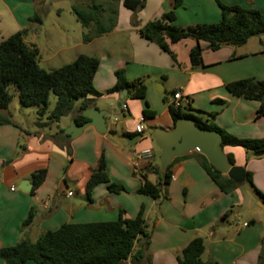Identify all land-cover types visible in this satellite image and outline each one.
<instances>
[{
    "label": "crops",
    "instance_id": "1",
    "mask_svg": "<svg viewBox=\"0 0 264 264\" xmlns=\"http://www.w3.org/2000/svg\"><path fill=\"white\" fill-rule=\"evenodd\" d=\"M55 1L0 0V40L25 30L24 41L37 47L38 63H47V69L67 64L79 54L96 57L99 63L92 83L101 94L90 96L93 100L87 107L103 109L99 103L107 98L112 111L118 108L119 118L108 116L106 133L88 126L79 136L70 138L63 130L68 121L81 115L77 110L80 103L66 115L64 126L60 119L43 128L36 125L34 117L22 116L23 109L8 112L10 123H0V249L15 245L24 232L35 242L43 233L65 223L113 221L120 211L133 218L142 208L146 233L136 238L124 264H178V255L196 237L203 240L201 258L205 262L258 264L264 237V201L261 198L256 210L248 200L258 199L256 190L264 194V155L256 158L238 146L222 148L225 155H232L234 165L251 172L252 184L243 189L238 186L230 193L220 191L202 168L196 151L171 161L170 179L159 185L158 198L137 190L144 174L148 181L162 183L151 133L157 128H172L168 100L175 90L189 98L188 112L201 121L240 138L264 135V116L256 118L259 102L236 97L226 88V84L244 78L264 80V34L241 46L224 45L217 50L199 41L203 65L192 68L189 51L195 40L167 41L164 50L139 33L140 27L168 11L172 0H144V7L137 12L126 8L123 0H71L68 6ZM220 1L247 8L253 5L264 11V0ZM65 8L70 12L74 8L94 9L100 22L106 21L108 31L98 34V26L92 21L84 28L76 20L78 30L62 25L57 19ZM51 13L52 30L47 33L44 18ZM218 19L217 0H182L175 9L174 23L187 27ZM81 29L89 32L86 40ZM42 33L44 46L38 43ZM117 69H124L128 81H144L143 98H130L127 93L122 96L123 92L105 93L114 84ZM122 104H126L125 110ZM140 116L145 118L138 134L134 127ZM135 135L138 139L134 143L125 139ZM143 148L152 149L154 156L150 163L140 165L139 172L132 154ZM101 160L109 180L124 190L110 192L106 184L99 183L87 192ZM41 169L45 170L44 178L34 187L31 175ZM68 191L72 194L67 195ZM30 212L31 222L22 228ZM138 253L142 254L139 259ZM0 264L5 263L0 259Z\"/></svg>",
    "mask_w": 264,
    "mask_h": 264
},
{
    "label": "trees",
    "instance_id": "2",
    "mask_svg": "<svg viewBox=\"0 0 264 264\" xmlns=\"http://www.w3.org/2000/svg\"><path fill=\"white\" fill-rule=\"evenodd\" d=\"M182 0H172V7L159 18L147 22L139 28L140 35L160 48L167 50V41L177 42L191 38L196 41L189 51L190 65L197 68L202 63V48L199 41L207 42L210 50H217L224 45L241 46L250 38L264 34V12L246 8L239 5L219 6V19L214 23H198L182 27L174 23L175 9L181 5ZM123 5L133 12L144 7V0H123ZM76 14L82 17V23L87 25L93 21L98 26V34L107 32L109 27H101V22L96 13L74 8ZM101 27V28H100ZM25 30H19L0 40V123H10L8 104L10 93L8 87L13 85L17 90L20 108L36 105L38 114L44 115L50 93L55 96V104L49 114V119L58 122L60 118L74 109V100H80L78 112L82 111L92 102L90 96H99L101 93L94 89L92 80L98 67V59L94 56L79 54L71 62L58 68L45 70L38 64V49L34 44L24 41ZM87 36L84 35V40ZM115 82L105 93L126 91L130 98H143L146 86L142 79L128 81L124 69L114 72ZM227 90L234 96L257 100L259 107L256 118L264 116V80L244 78L226 84ZM223 102L221 99H216ZM188 107L173 108L168 105L170 118L173 124L180 118L192 117L203 128L216 130L221 134L219 144L224 146H238L259 158L264 155V135L260 138H240L227 133L213 123L203 122L198 117L188 112ZM144 111V116H146ZM208 116L213 117L214 114ZM145 118V117H144ZM77 123L86 119L77 114L74 118ZM41 126L42 124H37ZM62 132V131H60ZM202 168L223 193H230L239 185L227 175L216 170L207 159L196 152ZM179 158V156L175 157ZM226 158L234 164L231 154ZM161 174L162 183L154 184L143 175L144 181L137 192L156 199L160 194V184L168 183L170 179V165L163 171L157 167ZM45 175L41 169L32 173L34 187L38 186ZM246 181L251 183V173L246 171ZM99 183L106 184L110 192L118 193L124 190L123 186L113 183L104 172V162L100 161L98 171L93 173L87 192ZM256 190V189H255ZM264 200V194L258 192ZM143 209L137 215L128 218L123 211L113 221L65 223L58 229L47 231L40 235L35 242H31L25 232L22 238L13 246L0 249V259L5 264H25L32 261L35 264H124L132 252L134 242L138 236L145 235ZM32 219L30 212L22 222V228L28 226ZM204 250L203 240L193 238L182 249L177 257L178 264H211L202 260ZM138 253L136 258H141ZM264 263V237L261 242V252L258 264Z\"/></svg>",
    "mask_w": 264,
    "mask_h": 264
},
{
    "label": "water",
    "instance_id": "3",
    "mask_svg": "<svg viewBox=\"0 0 264 264\" xmlns=\"http://www.w3.org/2000/svg\"><path fill=\"white\" fill-rule=\"evenodd\" d=\"M259 35H262L260 33ZM126 95L123 91L122 96ZM119 104V103H118ZM185 110V109H184ZM81 116L86 120L78 124L72 120L70 125L63 130L65 137L76 138L83 129L92 126L99 133H106L108 111L90 106L81 111ZM155 145L160 149L159 162L161 169L165 171L171 161L186 153L197 151L202 154L207 161L219 172L227 175L235 182H243L246 178L245 168L228 162L219 144L221 134L216 130L201 127L194 118L183 117L178 119L171 129H154L151 133ZM129 143H134L138 135L133 137L125 136Z\"/></svg>",
    "mask_w": 264,
    "mask_h": 264
},
{
    "label": "rangeland",
    "instance_id": "4",
    "mask_svg": "<svg viewBox=\"0 0 264 264\" xmlns=\"http://www.w3.org/2000/svg\"><path fill=\"white\" fill-rule=\"evenodd\" d=\"M70 1L71 0H56L55 2L57 3V4H59V5H61V6H68V5H70ZM53 4V3H52ZM81 4V3H80ZM217 4H223L220 0H217ZM224 5H226V4H224ZM253 5H249L248 6V8H254V7H252ZM218 8H219V6H218ZM247 8V7H246ZM255 9V8H254ZM83 10V9H82ZM86 11V10H85ZM72 12H73V14H72ZM72 12H70L68 9H64V10H62V12L60 13V15H59V19H57L62 25H64V26H68V27H70V28H74L75 30L77 29V26H76V20H79V22H80V24H82V27H86V25H84L83 23H82V17L81 16H78L77 14H76V12H75V10L74 11H72ZM262 12H264V11H262ZM53 13H51L50 15H49V17H45L44 18V25H45V31L47 32V33H49V32H51V19H50V16L52 15ZM74 15V16H73ZM98 15V14H97ZM100 16H101V14H100ZM55 18V17H54ZM93 22V21H92ZM73 24V25H71V24ZM94 23V22H93ZM105 23V24H104ZM70 24V25H69ZM101 24H102V26H106L107 25V23H106V21H101ZM78 26H79V24H78ZM78 30V29H77ZM82 30V32H84V34L85 35H87V34H89V32H87V29L86 30H83V29H81ZM50 35V34H49ZM55 35H57L56 33H55ZM44 41V37H43V33H42V37L40 38V40H38V43L39 44H41L42 46H44L43 44L44 43H41V42H43ZM50 47H52V45L50 46ZM52 63H55V64H58L56 61H54V62H52ZM39 64V66L41 67V68H43V69H45V70H50V69H47L48 68V66H47V63H45V62H40V63H38ZM8 91H9V93H10V101H9V104H8V109H7V112H9V111H11V112H13V113H15V112H17V110L18 109H21L20 108V105H19V101H18V95H17V90L15 89V87L13 86V85H10L9 87H8ZM81 101L80 100H74L73 101V104H74V108H76V106L80 103ZM54 104H55V96H54V94L53 93H50V95H49V98H48V103H47V107H46V112H45V114L44 115H42V116H40L39 114H38V112H37V110H38V107L36 106V105H34V106H29V107H26V108H23V110H24V114H21L22 116H24V117H34V119H35V122H36V125L37 124H39L40 122H44L41 126L43 127V128H46V127H48V126H50L51 124H53L54 123V121H52L51 119H49V114H50V112L52 111V109H53V107H54ZM110 100L109 99H107V98H103L102 100H101V103H99V105H102V108L103 109H105V110H107L108 111V116H117L118 118H119V116H118V108L117 107H115V109H114V111H112L113 110V108L112 107H110ZM16 115H17V113H16ZM66 115H68V114H65V115H63L60 119H62V126H64L66 123H67V118H65L66 117ZM8 116H9V118H10V114L8 113ZM70 123H71V121H68V123H67V125L69 126L70 125ZM67 126V127H68ZM67 127H65L64 129H66ZM154 149H155V152H157V158H158V160H159V156H160V154H161V151H160V149H158V147L157 146H154ZM244 151H246V153H248V155H252L251 154V152L250 151H247V150H244ZM251 173V172H250ZM252 183H249L248 181H246V180H244L243 182H240L239 183V185L238 186H240V188H246V187H249V185H251ZM247 193H248V191H247ZM250 198V197H249ZM257 198L258 199H256L255 201H253L252 199H249L248 201H249V205H250V207L251 208H253V209H256V210H258L259 209V204H258V202L259 203H261L262 201H261V198H259V196H257ZM264 201V200H263ZM242 212H243V210H242ZM245 218H247V217H245ZM253 218H256V217H253Z\"/></svg>",
    "mask_w": 264,
    "mask_h": 264
},
{
    "label": "built area",
    "instance_id": "5",
    "mask_svg": "<svg viewBox=\"0 0 264 264\" xmlns=\"http://www.w3.org/2000/svg\"><path fill=\"white\" fill-rule=\"evenodd\" d=\"M168 105H171L173 108H184L185 109V107L190 106V100L189 98L182 95L180 90H175L173 91L172 95L170 96L168 100ZM121 107L123 110H125L126 104H122ZM143 121H144V117L140 116L134 127V131L138 134L141 133L143 130V125H142ZM153 156H154L153 150L150 148H143V149L133 152L132 162H133L135 170L141 172L140 165L142 163L143 164L150 163L153 159ZM71 194H72L71 191L67 192V195H71ZM246 225L247 223H242V226H246Z\"/></svg>",
    "mask_w": 264,
    "mask_h": 264
}]
</instances>
